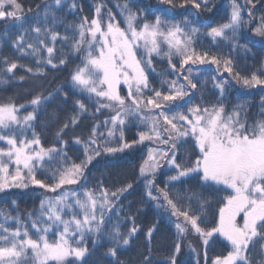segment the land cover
<instances>
[{"label": "snow or ice", "instance_id": "1", "mask_svg": "<svg viewBox=\"0 0 264 264\" xmlns=\"http://www.w3.org/2000/svg\"><path fill=\"white\" fill-rule=\"evenodd\" d=\"M157 3L163 14L150 20L137 0L117 3L120 19L106 0L94 5L91 17L78 16L84 10L80 0H41L27 13L20 0H0V23L5 28L0 49L7 40L18 54L15 59L0 58V85L43 77L49 66L58 70L79 59L68 91L61 84L47 95L37 93L28 102L32 111L21 115L25 105L11 99L0 102V195L30 185L54 194L45 195L26 218L18 212L13 215L16 200H11V210L0 206V264H97L90 258L105 245L103 256L112 264H125L118 253L143 230L120 203L133 183L110 189L98 180L89 188V166L98 157L146 143L152 146L139 164L145 201L167 219L178 238L166 264H178L181 241L193 234L204 246L205 264L208 248L218 237L227 241L229 250L212 258L211 264H264V96L254 117L248 101L231 109L224 103L233 81L244 89L264 90V62L245 74L237 70L231 54L197 47L204 38L215 48L227 45L230 52L251 53L248 44L241 43L243 32L255 23L249 27L252 38L260 37L264 43V8L255 15L264 0H230L226 17L206 31L199 27V17L213 11L214 0ZM177 9L188 14L181 20L168 19ZM22 58H31L34 66L22 64ZM156 60H166L168 69L157 72ZM213 65L218 74L226 72L232 79L211 77L218 97L210 103L203 91L208 79L201 76L205 66ZM18 69L26 75L16 77ZM150 73L160 77L159 87L149 79ZM122 86L127 89L124 95ZM78 96L84 98H74ZM57 98L65 105L71 101L74 111L56 132V143L46 148L35 124ZM105 110L108 115L95 120ZM84 115L94 119L87 137L64 139ZM129 126L143 130L129 140L125 135ZM70 141L82 146L79 162L65 150ZM189 143L192 152L186 155ZM53 161L57 164L51 170L53 183L37 178V172L49 171L46 165ZM165 172L174 174L161 186L157 177ZM186 181H194L202 191L185 186ZM221 192L225 194L220 196ZM213 203L218 207L209 221ZM160 222L157 219L147 229L149 243ZM127 224L131 227L125 228ZM188 247L197 257L194 264H200L195 247L190 242ZM151 251L149 247L147 254L141 253L140 264H153Z\"/></svg>", "mask_w": 264, "mask_h": 264}, {"label": "trees", "instance_id": "2", "mask_svg": "<svg viewBox=\"0 0 264 264\" xmlns=\"http://www.w3.org/2000/svg\"><path fill=\"white\" fill-rule=\"evenodd\" d=\"M229 0H214L216 5L211 13H202L199 17V27L202 31H206L207 27L213 26L215 23L220 22L226 17V4ZM23 4L25 12L28 9L32 11L36 10V6L41 3V0H20ZM83 4V12L79 13L78 16H89L91 17L94 13V5L99 2V0H80ZM124 0H106L107 7L111 8L113 13L117 14V19H120L118 15V9L116 7L117 3H123ZM180 0H177L179 3ZM243 2V0H240ZM137 6L142 9L148 15V19H153L155 15H162V6L158 5L157 0H137ZM261 8H264V3L258 6L255 15L259 16ZM191 11V9H189ZM188 13L180 9L176 10V14L169 16L167 18L173 20H181L183 15ZM78 18V17H77ZM69 20L73 19L72 16L68 17ZM256 24L253 23L250 26H246L243 32L245 39L241 41L242 44L247 43L249 48H251V53L245 54L242 51L235 52V61L237 65V70L242 73H250L256 71L261 67V63L264 62V43L261 42L260 37H253V34L249 31V27H255ZM5 30L4 24L0 23V33ZM62 31V29H61ZM251 39V42L249 40ZM198 48H210L213 52H221V49L211 46V41L209 39L201 38ZM59 47V45H58ZM224 47V48H223ZM223 51L229 49L228 46L223 45ZM66 50V49H65ZM233 52H231L232 54ZM254 54V55H253ZM59 55V52L56 53ZM3 56L9 57V59L17 58L18 54L12 48L11 43L7 40L4 41L3 48L0 49V58ZM226 56V55H225ZM22 64L29 66H34L35 62L31 58H22L20 60ZM173 60V63H176ZM79 63V59H72L65 67L53 70L49 66L47 70V75L43 77H27L26 82H19L18 80H13L8 85H0V102H6L7 100H13L17 105H25V108L21 111L27 113L32 111V107L29 105V101L39 92H44L47 95L48 92L52 91L57 85H66L65 91H68V82L71 70ZM155 68L157 72L168 69V63L166 60L160 61L156 60ZM212 71L218 78L222 76L224 79L231 80L230 74L223 72L217 73L215 71V66H211ZM26 75L23 69H18L16 71V77ZM149 79L153 82L154 86L159 87L160 77L155 73H150ZM126 86L121 87V94H126ZM264 90L260 88L255 89H244L240 85L235 84L233 81L232 87L230 88L227 98L224 103L229 109L236 103L237 99H248V110L250 116L254 117L260 112V98L263 95ZM216 99L218 97V92L214 90ZM198 96V95H197ZM214 96V98H215ZM83 99L84 97H74ZM198 98V97H197ZM214 100V102L216 101ZM213 102V103H214ZM91 109L94 110L92 105H89ZM74 109L71 101L67 105L63 104L57 98L56 100L50 102L45 110H42L40 116L35 124V130L40 135L41 142L44 147H50L56 143V132L58 131L61 124L67 119L69 115L73 113ZM108 115L105 110L102 115H97L95 120H103L104 116ZM94 123L93 117L90 115H84L81 117L80 123L74 130L69 131L64 139H69V137L83 136L87 137L91 126ZM104 129L101 128V131ZM143 129H138L134 126H129L125 129L126 137L131 140L136 137L138 131ZM149 143L133 148L130 150H125V152L117 153L111 156H101L93 161L92 165L89 166V185L94 187L98 180H102L105 187L110 189L118 188L126 183H133V189L121 197L120 203L123 205L125 212L133 214L136 216V223L143 229L139 232L133 239L130 246L122 249L119 253V259L125 264H140L141 253L147 254V249L151 247V255L153 264H166L167 258L175 244L177 242V235L173 226L167 221L166 218H160L158 216V210L153 204L145 201L144 197V186L143 181L139 179V164L142 162L143 157L146 155V149ZM60 145L57 144V147ZM115 146V145H113ZM188 149V154L191 155L192 146L189 143L185 145ZM69 157L76 162L83 159V149L82 146L76 145L74 142H69L67 148ZM195 158L194 156L192 157ZM57 164L53 161L51 164L46 165L49 171L37 172V178L44 179L46 183H53L50 179L51 170L55 169ZM170 172H165L164 175L157 177V183L161 184L162 180L166 179ZM185 186L191 187L194 191H202L194 181H186ZM207 194V193H205ZM225 193H219L223 196ZM45 195H54L51 192H47L38 186L30 185L28 189H13L10 191L8 196L0 195V206H8L12 209L11 200L17 201V208L13 211V215L17 212L22 218L27 217V213L38 208L40 200ZM218 205L213 203L208 209V219L213 220V213L216 211ZM141 211L137 212V209ZM123 216V213L121 214ZM157 219H160V224L158 230L151 237V242L149 243L147 237V229L156 223ZM211 226V225H209ZM131 227V224L125 225V228ZM189 242L195 247L196 252L199 253L200 264H205L204 261V246L201 244L199 238L196 235L187 236L182 243L181 254L178 257V264H194L195 260L190 259V249L188 247ZM89 247H92L91 241H89ZM107 245L104 248H99L96 253L90 258L91 260L97 261V264H112L109 258L102 255L105 251ZM229 250L227 241L223 237L216 238L210 247L208 248V264H211V259L216 255L226 254ZM197 259V257H196Z\"/></svg>", "mask_w": 264, "mask_h": 264}, {"label": "rangeland", "instance_id": "3", "mask_svg": "<svg viewBox=\"0 0 264 264\" xmlns=\"http://www.w3.org/2000/svg\"><path fill=\"white\" fill-rule=\"evenodd\" d=\"M229 4H230V0L228 1V3L226 4L227 6H226V12L228 13V11H229ZM169 19V18H168ZM199 44L200 45H202V43L201 42H199L198 43V45H197V47L199 46ZM225 46H227V45H225ZM223 47V45L220 47V48H218V50H220L221 49V52H223V53H225V55L227 56V55H229V54H231V52L228 50V49H226L225 51H223L224 49V47ZM234 58H235V56H236V53L235 52H233L232 54H231ZM212 69L213 68H209V67H207V66H205V72H204V75H202L201 76V79L203 80V79H205V78H207L208 79V84H207V88L206 89H204L203 91H204V99L206 100V101H208V102H210V103H213L214 102V100L216 99V96H215V93H214V89H213V86H212V82H211V77L212 76H215V74L213 73V71H212ZM197 97H199V95H200V93L198 92L197 93ZM263 95H264V92H263ZM214 96H215V98H214ZM241 101H248V99H237V101H236V103H239V102H241ZM249 102V101H248ZM21 115H24V114H26V113H23V112H21L20 113ZM29 138H31L30 136H29ZM152 145H148V147H151ZM147 147V148H148ZM146 153H147V149H146ZM186 154H188V152L186 153ZM172 174H174V173H170V174H168V175H172ZM87 187H89V188H91V186L89 185V183H88V185H87ZM220 187H222V186H220ZM58 194V193H57ZM190 259H192V260H196V255L194 254V253H192V251L190 250V257H189Z\"/></svg>", "mask_w": 264, "mask_h": 264}]
</instances>
